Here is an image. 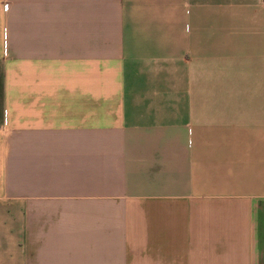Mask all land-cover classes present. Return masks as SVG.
Instances as JSON below:
<instances>
[{"label": "crops", "instance_id": "crops-1", "mask_svg": "<svg viewBox=\"0 0 264 264\" xmlns=\"http://www.w3.org/2000/svg\"><path fill=\"white\" fill-rule=\"evenodd\" d=\"M0 264H264V0H0Z\"/></svg>", "mask_w": 264, "mask_h": 264}]
</instances>
